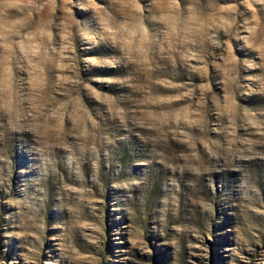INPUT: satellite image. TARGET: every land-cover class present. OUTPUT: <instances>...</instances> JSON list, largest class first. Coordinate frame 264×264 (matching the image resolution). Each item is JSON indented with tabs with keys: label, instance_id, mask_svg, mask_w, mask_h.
<instances>
[{
	"label": "rangeland",
	"instance_id": "rangeland-1",
	"mask_svg": "<svg viewBox=\"0 0 264 264\" xmlns=\"http://www.w3.org/2000/svg\"><path fill=\"white\" fill-rule=\"evenodd\" d=\"M0 22V264H264V0Z\"/></svg>",
	"mask_w": 264,
	"mask_h": 264
},
{
	"label": "snow or ice",
	"instance_id": "snow-or-ice-1",
	"mask_svg": "<svg viewBox=\"0 0 264 264\" xmlns=\"http://www.w3.org/2000/svg\"><path fill=\"white\" fill-rule=\"evenodd\" d=\"M23 0H14V4H20L22 3ZM29 3H32V0H28ZM52 2L54 3L55 0H52ZM130 3H133L135 4L137 2V0H129ZM178 2V0H171V3L173 5H175L176 3ZM155 27V26H154ZM4 28V25L2 22H0V29H3ZM107 31L109 33L112 32V28H108ZM121 31H127L129 33V39L125 42L128 46V59L131 60V57H132V53L135 51L136 53H139L140 57H142V62L147 64L148 63V60H147V55H146V50L145 48L143 47V45H141L140 47H137V48H133V44H134V41L132 39V37H136L137 36V33H141L142 34V39H143V42L146 43L147 42V29L144 28L143 26L141 25H134L133 28L131 30L128 29V26L127 25H122L121 26ZM5 37L3 35V32H0V40H3ZM33 54H35V51H33ZM125 68H127V65H124Z\"/></svg>",
	"mask_w": 264,
	"mask_h": 264
}]
</instances>
